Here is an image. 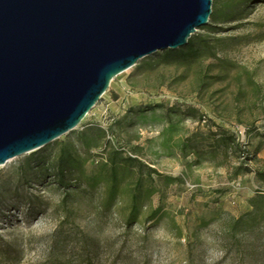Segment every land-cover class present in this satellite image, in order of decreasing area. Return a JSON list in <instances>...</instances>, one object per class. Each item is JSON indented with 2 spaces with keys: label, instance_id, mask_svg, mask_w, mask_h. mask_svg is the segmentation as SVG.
<instances>
[{
  "label": "rangeland",
  "instance_id": "rangeland-1",
  "mask_svg": "<svg viewBox=\"0 0 264 264\" xmlns=\"http://www.w3.org/2000/svg\"><path fill=\"white\" fill-rule=\"evenodd\" d=\"M213 1L221 19L194 35L197 59L166 63L158 52L142 60L111 83L77 130L0 167V264H53L48 248L61 232L71 236L64 264H264L262 239L232 245L224 233L225 217L249 213V200L264 190L255 174L232 175L242 163L264 171V4L229 20L228 7L240 0ZM118 122L98 148L80 142L89 125L109 130ZM64 146L81 184L66 221L59 218L65 192L49 176L38 179L32 164L56 161ZM112 150L146 168L131 229L139 174L118 168L110 199ZM83 235L92 240L87 250L78 243Z\"/></svg>",
  "mask_w": 264,
  "mask_h": 264
},
{
  "label": "water",
  "instance_id": "water-1",
  "mask_svg": "<svg viewBox=\"0 0 264 264\" xmlns=\"http://www.w3.org/2000/svg\"><path fill=\"white\" fill-rule=\"evenodd\" d=\"M213 0H0V167L77 130L121 74L188 45Z\"/></svg>",
  "mask_w": 264,
  "mask_h": 264
},
{
  "label": "trees",
  "instance_id": "trees-1",
  "mask_svg": "<svg viewBox=\"0 0 264 264\" xmlns=\"http://www.w3.org/2000/svg\"><path fill=\"white\" fill-rule=\"evenodd\" d=\"M258 4H264V0H240L238 3L231 4L228 7V17L229 20H235L236 17L242 14L245 9H248L251 6ZM214 5V1H213ZM221 19V14L219 11H213L212 18L210 20L208 28H212V24H217ZM197 42L195 36H193L186 47L179 50L173 51L168 50L164 52L166 63H175L183 62L197 59L201 54V48ZM139 65V64H138ZM115 95V99H117ZM149 111V110H146ZM188 117L194 119H200L199 113L195 109H188L185 112ZM121 123L112 124L109 127V130H104L97 124L89 125L80 135V142L84 145L85 148H98L101 142L108 137L111 133L114 135V127L119 126ZM232 140V139H231ZM233 141V140H232ZM108 143V140L105 141ZM233 144L235 142H232ZM41 151V150H40ZM34 155V154H33ZM75 156L70 148L64 146L59 151V156L56 161H50V156H43V158L32 164L36 165V168L40 170L38 179L41 178H53L56 182L55 184L61 188L65 193L62 199L61 209L64 212L59 218L63 221L69 218V216L74 213L71 205L72 198L74 197V192L81 191V184H78L77 180H73L74 175V164ZM257 157L246 158L248 162L255 161ZM108 162L110 165V179H111V188L109 191V198L114 199L117 193L116 183L118 181V168L121 167H132L138 170L139 178L136 182L134 193L132 196V207L129 218L126 221V228L131 229L133 227V219L137 211V201H138V192L141 187V178L143 177L145 166L136 158V157H125L123 152L112 150L108 156ZM242 174H255L257 180L264 186V171L251 169L248 164L242 163L239 166L235 167L233 170V177L238 178ZM27 174L22 175L24 178ZM249 206L251 211L244 216L239 218L232 217L227 215L224 219V233L226 241L230 242L232 245L234 243H241V239H247L255 237V241L263 240L264 241V190L259 189L255 197L249 200ZM64 225V224H61ZM60 225V226H61ZM61 234V235H60ZM57 235L56 240L48 248V254L50 256V261L53 264H64L65 259L63 254L66 248L67 242L70 240V237L63 238L64 234L61 232ZM91 238L87 235H83L78 241L81 249L87 250L91 247ZM238 255L241 256L242 253L238 252ZM90 256L87 255L86 258Z\"/></svg>",
  "mask_w": 264,
  "mask_h": 264
},
{
  "label": "bare ground",
  "instance_id": "bare-ground-1",
  "mask_svg": "<svg viewBox=\"0 0 264 264\" xmlns=\"http://www.w3.org/2000/svg\"><path fill=\"white\" fill-rule=\"evenodd\" d=\"M128 72H129V71H127V72H125V73L121 74L120 76H123V75L127 74Z\"/></svg>",
  "mask_w": 264,
  "mask_h": 264
}]
</instances>
